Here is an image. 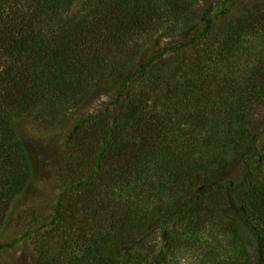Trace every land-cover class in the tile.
Here are the masks:
<instances>
[{
  "label": "trees",
  "instance_id": "16d2710c",
  "mask_svg": "<svg viewBox=\"0 0 264 264\" xmlns=\"http://www.w3.org/2000/svg\"><path fill=\"white\" fill-rule=\"evenodd\" d=\"M203 1L190 38L127 73L120 110L109 105L67 135V154L90 158L89 172L67 175L53 221L32 240V264H129L138 236L154 230L146 231L149 221H160L166 244L169 223L199 214L214 197L254 232L264 264V145L251 121L253 106L264 102V49L233 72L242 68L235 45L264 33V9L236 15L239 0ZM64 2L0 0V62L8 69L0 74V221L35 171L15 118L56 116L63 98L85 92L89 62L101 65L133 32L172 27L198 12L197 0H84L62 18ZM233 165L239 171L231 176ZM112 187L135 195L125 211L105 193ZM21 239L0 241V255Z\"/></svg>",
  "mask_w": 264,
  "mask_h": 264
},
{
  "label": "rangeland",
  "instance_id": "374dc122",
  "mask_svg": "<svg viewBox=\"0 0 264 264\" xmlns=\"http://www.w3.org/2000/svg\"><path fill=\"white\" fill-rule=\"evenodd\" d=\"M83 1L65 0L61 17L65 18L76 11ZM203 3V0H197L198 12L194 11L190 19H183L172 27H168V23L161 28L153 26L148 33L142 31L140 35L133 32L126 44L118 49L112 48L113 53H105L107 56L101 65L93 60L89 62L85 70L88 78L85 92L82 91L75 97L63 98L64 102L59 104L61 109L56 116L45 118L35 113L30 117L15 118L14 122L19 135L23 137L35 171L28 185L17 192L8 206L4 207L7 213L0 221V241L9 242L19 237L22 239L13 249L0 255V264L34 262L37 253L32 240L38 233L37 229L53 221L58 198L64 191L61 186L64 180L70 181L71 174L83 177L88 175L90 158L80 153L70 156L66 152V138L75 123L105 110L109 105L114 107V111L120 110L123 100L119 94L127 73L149 61L150 56L166 44L190 38L194 30L193 23L201 14ZM165 4L166 1L160 6L164 7ZM261 9H264V0H239L231 8L232 14L236 15H246ZM255 31L257 30L245 34L235 45L236 55L233 61L240 62L242 68H230V71H243V66L252 64L255 57L263 52L264 33ZM195 54L197 50L194 48L188 53L190 56ZM164 57L169 60L168 54ZM18 63L19 61L14 62L13 67L18 69ZM4 70H8L7 65L0 62V74ZM127 85L131 87L132 82ZM253 107L251 121L261 133L259 138L264 145V102L256 103ZM232 153L233 151L230 154ZM85 154L87 155V151ZM238 171L239 168L233 165L231 176L237 175ZM105 193L120 210L125 211L128 206L124 204L131 205L134 202V194L120 191L117 187H112V191ZM160 205L163 206L156 204ZM160 217L161 215L156 219ZM159 224V220L148 222L146 231L154 230L148 235L138 236L137 239H143V242H140L141 245L137 244L131 253L129 264H155L162 248L165 251L162 264H258L256 235L241 215L235 213L219 197L208 199L199 214L184 215L174 223H169L167 228L170 237L166 244L161 229L158 228ZM87 225L93 228L92 224ZM54 233L50 238L51 243H55ZM26 234L30 236L28 239L24 238ZM115 242L118 241L113 239L109 245L114 247Z\"/></svg>",
  "mask_w": 264,
  "mask_h": 264
}]
</instances>
